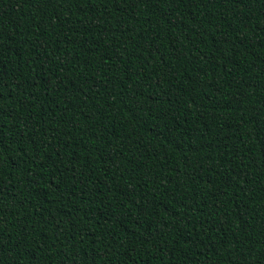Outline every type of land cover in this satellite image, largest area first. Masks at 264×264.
I'll use <instances>...</instances> for the list:
<instances>
[{
  "label": "trees",
  "instance_id": "trees-1",
  "mask_svg": "<svg viewBox=\"0 0 264 264\" xmlns=\"http://www.w3.org/2000/svg\"><path fill=\"white\" fill-rule=\"evenodd\" d=\"M0 264H264V0H0Z\"/></svg>",
  "mask_w": 264,
  "mask_h": 264
}]
</instances>
